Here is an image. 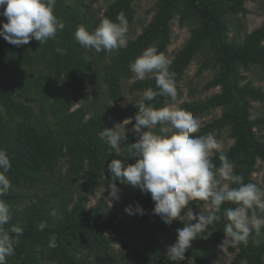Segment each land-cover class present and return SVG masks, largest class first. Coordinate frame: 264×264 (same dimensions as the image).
<instances>
[{
	"label": "trees",
	"instance_id": "16d2710c",
	"mask_svg": "<svg viewBox=\"0 0 264 264\" xmlns=\"http://www.w3.org/2000/svg\"><path fill=\"white\" fill-rule=\"evenodd\" d=\"M135 1L113 0L100 16L88 18L77 3L56 0L54 11L65 28L55 39L45 44L32 39L15 46L0 38V148L7 150L12 165L7 173L11 188L0 199L11 210V220L5 227H23L15 254L6 258L7 264H176L168 259L167 248L154 229L148 239H132L124 243L122 251H115L113 234H124L128 225L118 220L115 212L105 216L108 201L103 196L89 210L86 207L90 195L98 190L108 195L107 186L114 182L107 170L112 159L126 163L138 159L127 151L138 139L133 131L126 133V158L113 152L98 133L113 127L107 114L125 120L138 112L136 103L118 102L123 83L133 77L129 65L148 47H155L158 53L166 50L176 15L182 16V22L187 19L192 23L190 37L170 59L177 96L183 95L181 83L197 58L200 75L212 73L201 91L219 88L194 98L200 91L192 85L194 99L178 107L194 117L220 108L221 113L203 121L194 135L228 130L233 143L222 151L244 183L256 184L257 164L264 161V113L254 116L253 105L264 104V86L249 80L242 68L258 66L264 71V24L243 39L228 35L232 17L245 13L249 0H156L152 19L127 40V47L117 49L106 62L108 51L87 50L76 41L74 33L80 25L92 31L103 18L116 21L120 13L131 22ZM3 22L0 16V27ZM57 47L66 49V54L58 53ZM149 87L159 91L155 78L137 80L131 89L145 91ZM78 98L83 99L79 105ZM145 103L160 108L171 100L158 95ZM134 123L133 119L132 127ZM219 154L217 151L210 157L217 167L221 163ZM115 183L120 189L116 203L126 198L128 205L139 203L145 209L144 216L150 215L155 206L150 193L119 180ZM204 203L192 201L189 207L199 209L198 204ZM229 207L236 205L222 204L221 220L209 226L211 235L193 240L179 264L213 263L228 223L223 212ZM53 210L55 216L51 215ZM257 214L264 215L259 210ZM41 222L47 224L43 231L38 228ZM177 229L167 231L174 241ZM51 234L57 236L54 249L48 247ZM228 248L236 251L235 264H264V228L259 233L251 231L246 245Z\"/></svg>",
	"mask_w": 264,
	"mask_h": 264
},
{
	"label": "clouds",
	"instance_id": "9594fccd",
	"mask_svg": "<svg viewBox=\"0 0 264 264\" xmlns=\"http://www.w3.org/2000/svg\"><path fill=\"white\" fill-rule=\"evenodd\" d=\"M55 5L56 0H0V9H3L0 16L6 18L0 27V36L15 46L28 44L32 39L41 44L55 39L65 28V22L55 14ZM127 32L128 21L120 13L116 21L103 18L92 31L85 25L78 26L74 37L87 50L111 52L127 47ZM56 51L64 55L67 50L57 47ZM170 65L171 61L155 47L143 50L130 63V70L138 80L155 78L159 91L151 87L146 89L142 99L135 102L139 110L134 117L116 123L114 127H105L98 135L120 155L121 145L128 139L126 125L135 120L132 131L138 139L127 151L138 159L135 163L112 159L107 165L114 180L107 186V198L111 202L120 199V189L115 183L119 180L143 193H150L155 204L153 213L159 215L166 225L170 226L176 219L184 221L185 226L177 229L176 241L167 247L166 253L170 261L179 264L185 259L193 240L198 237L207 239L211 235L209 226L221 220L219 213L224 202H233L236 207L223 212L228 223L223 228L225 236L220 247L246 245L251 231L259 233L264 228V215L257 214V210L264 213V187L244 183L243 176L234 172L233 163L221 151L214 135H194L200 128L199 121L190 111L175 103V74L170 71ZM158 95L169 97L171 103L160 108L145 103ZM214 150L220 153L219 167L210 159ZM11 166L7 150L0 148V197L11 188L7 175ZM192 201L205 202L203 206L198 204V213L189 207ZM125 212L143 215L145 209L139 203L130 204ZM51 215H56L54 210ZM10 220V206L0 199V264H7L6 258L15 254L19 237L23 235V227L18 224L5 227ZM46 227V222L38 224L40 231ZM57 246V236L51 234L48 247L54 249Z\"/></svg>",
	"mask_w": 264,
	"mask_h": 264
},
{
	"label": "rangeland",
	"instance_id": "374dc122",
	"mask_svg": "<svg viewBox=\"0 0 264 264\" xmlns=\"http://www.w3.org/2000/svg\"><path fill=\"white\" fill-rule=\"evenodd\" d=\"M113 0H96L92 2V0H71L72 3H77L82 12L88 17H97L100 16L109 3ZM156 0H136L134 3L135 8V15L131 22L128 21V32L126 34V39H130L138 35L143 26L146 25L153 16L154 9H155ZM247 11L245 13H239L238 15L232 17V24L230 25V30L228 35L231 38L237 37L239 39H243L247 33H250L258 26L264 24V0H249L245 3ZM3 9H1L2 11ZM4 18V22H6V18ZM182 16L176 15L172 21V33L170 43L167 46L166 50L162 52L166 56L167 59H171L174 57L175 53L186 43L188 38L191 35V22L187 19L182 22ZM0 38H3L0 36ZM7 47V46H6ZM8 48V47H7ZM116 50L108 52L107 58H104V61H108L111 55ZM96 54V53H95ZM242 72L246 75L249 80H252L256 85L264 86V71L258 66H252L251 68L245 69L242 68ZM212 76V73L209 71L203 72L200 75L199 72V61L198 58L195 59L189 68L186 71L185 78L182 81L181 85L183 88V95L177 96L176 104L179 106L183 101L192 100L199 96H206L211 93H214L219 90V88H213L208 91H201L202 86H204ZM135 75L133 77L125 80L123 83L122 88V96L118 101L120 104L126 103H138L143 96L144 91L132 90L131 87L135 81H137ZM195 85L198 87L199 93H196L195 97L193 98L190 94L191 86ZM91 90V89H90ZM202 92V93H201ZM201 93V94H200ZM92 95V93H91ZM90 95V96H91ZM78 105L83 102L82 98H78ZM111 102V100H110ZM253 115L258 116L259 114L264 113V104L260 102H256L253 105ZM221 109H215L214 112L208 114L203 117H195L199 121V124L203 123V121L209 120L212 117H215L221 113ZM108 120L111 124L114 125L116 123L123 122L124 120H120L119 118L107 114ZM128 119V118H126ZM132 125L129 123L126 125L127 132L132 131ZM217 141L221 145V151L223 149L228 148L232 143L233 140L229 136V131L224 130L220 134H213ZM217 151H213V154ZM212 154V155H213ZM120 155L123 158L125 156V142L121 145ZM254 180L256 185L260 187H264V161L259 160L256 171L254 173ZM225 183H228L225 181ZM103 196L108 201V208L106 211L105 216L107 217L111 213H117L118 220H123L125 224L128 225V229L124 234L114 233L113 234V249L115 251H122L124 249V243L130 241L132 239L136 240H144L149 238V232L151 229H154L159 236L161 237L165 247L167 248L169 245L175 243L168 235L167 231L171 228H182L185 226L184 221L176 219L173 223L169 226L166 225L159 215L153 213V209L150 211V215L145 217L144 214H134L129 215L125 212L126 206H128L126 198L120 202L116 203L115 201L111 202L110 199L107 198L103 189L98 190L95 194L90 195V200L87 203L86 207L89 210L92 206H94L99 197ZM194 212H199V209L193 210ZM183 215V214H181ZM196 221H193L195 223ZM222 244V243H221ZM220 244V245H221ZM220 245L216 247L217 257L213 259L212 264H235L234 259L236 255V251L230 250L228 246L221 248Z\"/></svg>",
	"mask_w": 264,
	"mask_h": 264
}]
</instances>
